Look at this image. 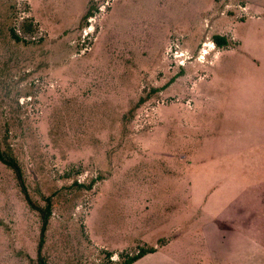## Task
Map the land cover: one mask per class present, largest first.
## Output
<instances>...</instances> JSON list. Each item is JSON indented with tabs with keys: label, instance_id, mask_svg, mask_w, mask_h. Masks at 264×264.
I'll list each match as a JSON object with an SVG mask.
<instances>
[{
	"label": "rangeland",
	"instance_id": "rangeland-1",
	"mask_svg": "<svg viewBox=\"0 0 264 264\" xmlns=\"http://www.w3.org/2000/svg\"><path fill=\"white\" fill-rule=\"evenodd\" d=\"M248 3L0 0V149L31 200L0 161V264H37L47 203L46 264H103L180 230L168 255L209 264L199 223L264 197L247 187L264 181V25Z\"/></svg>",
	"mask_w": 264,
	"mask_h": 264
},
{
	"label": "crops",
	"instance_id": "crops-1",
	"mask_svg": "<svg viewBox=\"0 0 264 264\" xmlns=\"http://www.w3.org/2000/svg\"><path fill=\"white\" fill-rule=\"evenodd\" d=\"M247 1L255 9L261 7L264 25V0ZM249 3L247 8L251 9ZM256 179L252 183L258 181ZM261 186H264V181L261 185L249 184L247 187L250 188L249 192L255 193ZM237 202L222 204L221 211L199 223L209 264H264V197H252L245 208L244 204ZM167 228L172 232L176 226ZM181 233L180 230L169 238L160 233L159 239L168 240L162 239L161 244H156L155 239L156 250L140 257L133 264H185L165 251L175 244Z\"/></svg>",
	"mask_w": 264,
	"mask_h": 264
},
{
	"label": "trees",
	"instance_id": "trees-1",
	"mask_svg": "<svg viewBox=\"0 0 264 264\" xmlns=\"http://www.w3.org/2000/svg\"><path fill=\"white\" fill-rule=\"evenodd\" d=\"M91 14V11H87V13L83 16L82 19H86ZM23 31H28L31 28L30 24H27L26 20L22 23L21 26ZM11 36L17 41L20 40V37L15 33V31L11 30ZM213 41L215 44L220 47L225 44V41L222 36L214 35ZM0 161L4 163L6 166H8L10 169H12L14 176L18 182V186L20 190L22 191L24 198L27 202H31L26 187L25 182L23 180V174L21 171V167L19 164L14 160L13 158L7 156L1 149H0ZM36 210L39 212V216L41 219V230H40V238L37 245V264H46V261L44 257L42 256V243L45 235V230L47 228L49 215H50V206L45 205L44 207H36ZM156 250V246H150V245H143L139 246L135 253H125L122 252L119 254V257L117 260L111 259V257L114 255V252L108 251L106 252V260L103 264H133L136 260H138L140 257L144 256L145 254L152 253Z\"/></svg>",
	"mask_w": 264,
	"mask_h": 264
},
{
	"label": "bare ground",
	"instance_id": "bare-ground-1",
	"mask_svg": "<svg viewBox=\"0 0 264 264\" xmlns=\"http://www.w3.org/2000/svg\"><path fill=\"white\" fill-rule=\"evenodd\" d=\"M204 52H206V50L204 49Z\"/></svg>",
	"mask_w": 264,
	"mask_h": 264
}]
</instances>
